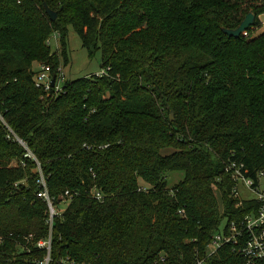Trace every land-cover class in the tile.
I'll use <instances>...</instances> for the list:
<instances>
[{"label": "trees", "instance_id": "16d2710c", "mask_svg": "<svg viewBox=\"0 0 264 264\" xmlns=\"http://www.w3.org/2000/svg\"><path fill=\"white\" fill-rule=\"evenodd\" d=\"M248 14L246 36L223 33ZM262 15L264 0H0V264L43 261L35 243L50 234L49 264H245L232 246L206 258L258 210L237 208L225 166L264 170ZM69 28L107 74L46 94L33 65L59 75ZM38 168L59 213L51 229Z\"/></svg>", "mask_w": 264, "mask_h": 264}, {"label": "built area", "instance_id": "2783aa9c", "mask_svg": "<svg viewBox=\"0 0 264 264\" xmlns=\"http://www.w3.org/2000/svg\"><path fill=\"white\" fill-rule=\"evenodd\" d=\"M53 37L56 38L58 35L55 34ZM50 41L51 39L47 41L48 45H50ZM38 68L39 72L36 73L35 77L36 89L42 90L46 94L52 91L57 95L60 94L63 91L65 83L62 69H59V75L57 77H53L46 65L39 64ZM106 74L107 71L103 70L98 77L105 76ZM54 78L55 83L52 87L51 82ZM7 137L26 150V158L37 162L26 143L15 136L11 130H9ZM245 171L246 166L242 162L230 161L226 164L225 173L229 175L234 182L231 197L238 200L237 208L243 206L244 203L254 202L258 205V210L256 213L246 216L240 222H231L224 231L217 233L209 246L206 259H210L217 255L219 249L225 246H232L233 251L244 260L245 264H264V170L255 172L254 176H247ZM37 173V184L40 187L38 198H40L47 207V225L51 229L54 219L59 216V213L54 200L49 195L46 179L40 168H38ZM241 187H243L252 198L243 199L240 194ZM66 195H68V193H66ZM92 197L99 202L103 200V195L100 192L93 191ZM26 241L24 248L28 249L27 247H29L28 245L33 241V237H27ZM35 247L38 250L46 252L44 260L37 264H49L51 261L50 254L52 249L51 234L46 239L37 241ZM204 262L205 261H200L198 264H203ZM62 263L75 264L68 259L66 261L64 260Z\"/></svg>", "mask_w": 264, "mask_h": 264}, {"label": "rangeland", "instance_id": "374dc122", "mask_svg": "<svg viewBox=\"0 0 264 264\" xmlns=\"http://www.w3.org/2000/svg\"><path fill=\"white\" fill-rule=\"evenodd\" d=\"M261 21V20H260ZM261 29L259 30V34L264 32V17L262 18ZM68 57L69 63L65 67L62 62L60 69L63 71L64 80L67 82L75 81L78 79H84L92 76L98 77L99 74L102 73V60H101V52H96L93 56H90L88 51L82 46V42L80 37L75 33L72 28L68 29ZM246 36V34H245ZM51 39L50 48L52 53H60V43L59 37L51 36L48 41ZM39 64L33 65L34 72L38 73ZM185 175L184 173H170L167 176L168 180V188L172 189L174 186L183 181ZM142 187H146L142 185ZM240 194L243 199L252 198V196L245 191L243 187L240 189ZM206 264V263H203Z\"/></svg>", "mask_w": 264, "mask_h": 264}, {"label": "water", "instance_id": "95a60500", "mask_svg": "<svg viewBox=\"0 0 264 264\" xmlns=\"http://www.w3.org/2000/svg\"><path fill=\"white\" fill-rule=\"evenodd\" d=\"M45 11L50 21L55 22L57 20V14L52 12L46 5ZM256 21V17L254 14H248L244 21L240 24V26L235 30L223 29V33L227 35L229 38L238 39L242 35H245L246 32L254 26ZM55 83V78L51 82V86L53 87ZM170 120L173 121V113L170 114Z\"/></svg>", "mask_w": 264, "mask_h": 264}, {"label": "crops", "instance_id": "0c3cea01", "mask_svg": "<svg viewBox=\"0 0 264 264\" xmlns=\"http://www.w3.org/2000/svg\"><path fill=\"white\" fill-rule=\"evenodd\" d=\"M263 17H264V15H262V16L259 17V20H261L260 22H263V21H262V18H263Z\"/></svg>", "mask_w": 264, "mask_h": 264}]
</instances>
